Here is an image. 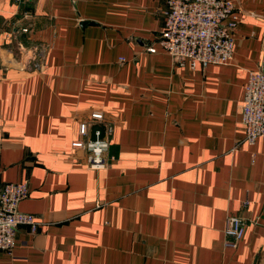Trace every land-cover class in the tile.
Segmentation results:
<instances>
[{
  "label": "crops",
  "instance_id": "0c3cea01",
  "mask_svg": "<svg viewBox=\"0 0 264 264\" xmlns=\"http://www.w3.org/2000/svg\"><path fill=\"white\" fill-rule=\"evenodd\" d=\"M238 8L232 63L191 67L157 44L167 0H0V182L28 181L40 223L0 264H264V141L242 142L264 0ZM94 111L114 125L99 172L71 147Z\"/></svg>",
  "mask_w": 264,
  "mask_h": 264
},
{
  "label": "built area",
  "instance_id": "2783aa9c",
  "mask_svg": "<svg viewBox=\"0 0 264 264\" xmlns=\"http://www.w3.org/2000/svg\"><path fill=\"white\" fill-rule=\"evenodd\" d=\"M239 0H167L164 28L158 46L179 65L189 62L191 67L229 65L233 61L234 34L241 10ZM24 31H26L24 29ZM147 52L154 53L152 46ZM120 61H124L120 59ZM242 123L245 130L243 143L253 146L264 141V72L251 70L242 102ZM79 135L84 140L71 143L75 149L86 151L88 168L99 172L108 168V157L114 125L105 120L101 112L94 111L79 124ZM29 193L28 181L0 182V250L11 254L15 236L21 226L31 233L40 223L35 216L19 211L18 207ZM247 201L243 202L246 206ZM245 229V221L239 216H228L224 226V246L236 248Z\"/></svg>",
  "mask_w": 264,
  "mask_h": 264
},
{
  "label": "water",
  "instance_id": "95a60500",
  "mask_svg": "<svg viewBox=\"0 0 264 264\" xmlns=\"http://www.w3.org/2000/svg\"><path fill=\"white\" fill-rule=\"evenodd\" d=\"M264 72V71H263Z\"/></svg>",
  "mask_w": 264,
  "mask_h": 264
}]
</instances>
